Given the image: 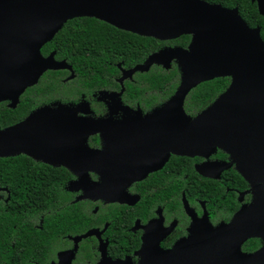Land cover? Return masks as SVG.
<instances>
[{"label":"flooded vegetation","instance_id":"obj_1","mask_svg":"<svg viewBox=\"0 0 264 264\" xmlns=\"http://www.w3.org/2000/svg\"><path fill=\"white\" fill-rule=\"evenodd\" d=\"M189 35L185 47L163 45L155 52L165 47L185 49L191 43L192 35ZM172 63L177 66L176 60L172 59ZM179 74L181 79L180 70ZM168 99L142 112L138 106L132 107L120 100L136 117L128 119L123 126L111 121L113 132L108 141L105 140L107 133L97 132L87 137L90 149L109 154L104 169L99 170L97 166L88 170L97 188L91 189L80 182L70 185L79 172L86 171L80 162L84 144L78 137L81 131L78 126L54 129L63 138V143L54 145L61 146L69 158L59 159L54 155L49 161H43L24 152L6 156L27 157L46 165L45 170L69 175L62 198H66L64 207L75 206L76 213L71 216L76 228H60L57 223H50L46 229L37 230L42 219L38 224L35 221L33 198L29 196L27 202L19 197L12 199L11 194L17 193L2 181L0 171V264H209L211 254L207 241L197 246L195 243L200 245L202 241L196 238L208 233L209 226L231 223L238 213L242 234L248 228L257 229L248 232L253 234H245L246 238L239 244L240 252L252 255L264 251V188L243 175L231 150L215 145L214 150L203 149L199 154H181L178 146L160 143L163 137L174 134V120L154 118L148 124L138 123V114L152 113L166 106ZM96 101L102 106L93 105ZM2 102L13 108L9 99ZM111 104L102 91L92 93L89 98L81 94L78 101L67 103L76 110L77 116H86L88 111L95 118L112 113L115 106ZM106 146L108 151L104 149ZM37 170L40 168L32 164L17 167V171L30 177ZM233 172L244 183L234 182ZM210 185L214 186L215 193L194 194L195 189H209ZM85 206L92 211L94 224L83 231ZM113 208L118 213L109 214Z\"/></svg>","mask_w":264,"mask_h":264},{"label":"water","instance_id":"obj_2","mask_svg":"<svg viewBox=\"0 0 264 264\" xmlns=\"http://www.w3.org/2000/svg\"><path fill=\"white\" fill-rule=\"evenodd\" d=\"M251 1L264 17V0ZM76 16H93L158 39L191 34L188 48H162L127 71L146 70L152 63L168 68L173 58L181 67L180 84L166 106L138 114V123L148 124L154 118L174 120V134L160 143L178 146L181 154H199L203 149L214 150L215 145L226 147L235 155L243 175L264 188V40L259 27H249L237 8L205 0H0V101L9 99L14 107L44 71L70 68L55 60L53 53L43 56L40 49L67 19ZM220 76L231 78L229 86L195 116L187 115L183 104L189 90ZM55 103L61 107H52ZM70 125L81 128V165L87 171L97 166L104 169L109 154L90 149L86 140L98 132L107 133L108 141L113 126L105 119L77 116L74 108L61 102L42 105L21 122L0 128V157L24 152L43 161L54 155L69 158L61 146L54 145L63 143L54 129ZM239 217L240 213L229 224L209 226L208 233L196 238L202 241L195 243L197 246H203L206 239L209 264H264V251L252 255L240 252L245 234L257 229L248 228L242 234Z\"/></svg>","mask_w":264,"mask_h":264},{"label":"trees","instance_id":"obj_3","mask_svg":"<svg viewBox=\"0 0 264 264\" xmlns=\"http://www.w3.org/2000/svg\"><path fill=\"white\" fill-rule=\"evenodd\" d=\"M226 8H237L238 14L249 27H259L264 40V17L259 13L256 2L251 0H206ZM189 34L173 39H158L120 29L93 16H76L67 19L53 37L40 49L43 56L53 53L57 61H64L70 68L47 69L37 82L27 87L13 108L0 103V128L23 119L28 112L45 104L76 102L80 95L89 98L97 91L118 92L120 100L129 106H138L140 111L149 109L172 96L180 84V74L175 63L168 68L150 64L146 70L127 71L142 64L145 58L163 45L185 47ZM125 73V76H123ZM229 76L214 77L196 84L184 99V110L189 116L203 110L212 103L230 84ZM100 101V100H99ZM101 107L102 103H93ZM95 140V137H91ZM32 164L40 168L30 177L17 171V167ZM46 165L32 162L27 157H0L2 181L13 191L11 198L28 201L33 198L35 221L42 219L41 227L58 224L60 228L75 229L76 221L72 204L64 207L66 198L63 185L66 173L45 170ZM184 169L183 172H187ZM234 182L244 183L238 173L233 172ZM214 182V181H210ZM19 183L20 185H15ZM210 188H199L194 194L213 192ZM29 189L32 193H30ZM82 204L85 205L84 202ZM82 230L94 224L92 211L83 207ZM109 214L118 213L114 208ZM96 215V214H95ZM250 242V241H249ZM251 245L254 243L250 242Z\"/></svg>","mask_w":264,"mask_h":264},{"label":"rangeland","instance_id":"obj_4","mask_svg":"<svg viewBox=\"0 0 264 264\" xmlns=\"http://www.w3.org/2000/svg\"><path fill=\"white\" fill-rule=\"evenodd\" d=\"M187 48H188V46H187ZM173 59L176 60V63H177V66H178L179 62H178L177 58H173ZM178 68L181 69V67H178ZM103 95L106 97L107 100L113 102V104H111L110 106L112 107V105H113V107L114 106L115 107H114V110H113L112 113H110V114L107 113L106 115L100 117V119H104L105 118V119L110 121L108 123H111V121H114L115 123H118L119 125L123 126V125H125L127 123L126 121L128 119L136 117V113L133 110L122 106V103L120 102L119 96L117 94L103 93ZM9 101H11V100H9ZM114 103H115V105H114ZM60 105H61L60 103H55L54 105H52V107H61ZM84 110L86 111V109H84ZM86 116L94 118L93 116H90V113H88V111H86ZM82 140L84 141V139H82ZM107 143H109V142H107ZM104 149L108 151V147L107 146L104 147ZM77 182L83 183V185H86V187H94V188L98 187V186H96L97 184H95V182L88 175V171L87 170L79 172L78 175H77L76 181H74L70 185L71 186L75 185Z\"/></svg>","mask_w":264,"mask_h":264},{"label":"bare ground","instance_id":"obj_5","mask_svg":"<svg viewBox=\"0 0 264 264\" xmlns=\"http://www.w3.org/2000/svg\"><path fill=\"white\" fill-rule=\"evenodd\" d=\"M193 45V44H192ZM197 117H195L192 121H191V123L189 124V126L190 125H192L193 123H194V121H195V119H196ZM103 123V122H102Z\"/></svg>","mask_w":264,"mask_h":264}]
</instances>
